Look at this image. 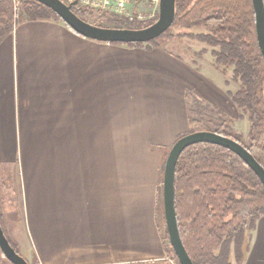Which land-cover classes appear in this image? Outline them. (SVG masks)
Segmentation results:
<instances>
[{
  "label": "crops",
  "instance_id": "1",
  "mask_svg": "<svg viewBox=\"0 0 264 264\" xmlns=\"http://www.w3.org/2000/svg\"><path fill=\"white\" fill-rule=\"evenodd\" d=\"M207 72L167 48L88 39L62 21L14 26L0 42V154L17 169L5 190L12 173L19 196L0 219L28 262L170 264L161 165L189 130L187 94L219 98ZM249 232L241 264H264V216Z\"/></svg>",
  "mask_w": 264,
  "mask_h": 264
},
{
  "label": "trees",
  "instance_id": "2",
  "mask_svg": "<svg viewBox=\"0 0 264 264\" xmlns=\"http://www.w3.org/2000/svg\"><path fill=\"white\" fill-rule=\"evenodd\" d=\"M72 11L85 22L100 27L142 28L157 18L127 21L86 8ZM50 19L62 21L35 0H0V42L20 21ZM172 30L211 47L214 65L231 69L239 88L228 95L247 114V140L244 142L240 134L226 130L224 122L211 131L240 143L264 169V59L256 39L251 0H176L174 20L165 32L146 43L126 44L151 49L149 45L156 46L158 38L174 35ZM201 124L200 119L189 116L186 133L203 130ZM174 207L180 239L193 264H232V260L240 264L247 250L246 232L264 216V187L232 151L216 144L196 143L185 147L176 161ZM160 211L168 240L162 200ZM164 248L167 256L179 264L169 240ZM0 264H12L1 250Z\"/></svg>",
  "mask_w": 264,
  "mask_h": 264
},
{
  "label": "water",
  "instance_id": "3",
  "mask_svg": "<svg viewBox=\"0 0 264 264\" xmlns=\"http://www.w3.org/2000/svg\"><path fill=\"white\" fill-rule=\"evenodd\" d=\"M51 9L64 24L76 34L102 42L109 43H146L165 32L172 24L175 16L176 0H159L157 19L150 25L142 28H114L100 27L89 24L79 18L72 11V4H65L60 0H35ZM255 16L256 39L264 59V8L262 0H251ZM196 143H211L222 146L237 156L254 172L264 187V169L254 157L240 143L235 140L215 133L213 131L199 130L188 132L178 137L164 160L162 171V207L165 228L169 243L176 255L179 264H193L180 239L175 207H174V169L178 156L182 150ZM0 250L12 264H30L19 255L8 242L0 226Z\"/></svg>",
  "mask_w": 264,
  "mask_h": 264
},
{
  "label": "rangeland",
  "instance_id": "4",
  "mask_svg": "<svg viewBox=\"0 0 264 264\" xmlns=\"http://www.w3.org/2000/svg\"><path fill=\"white\" fill-rule=\"evenodd\" d=\"M134 11L140 12L142 16L141 21L151 20L155 16L156 17L158 16V7L154 8L151 4H146V5L140 4L138 6L136 4L134 6ZM48 21L56 22L57 20L50 19ZM172 32H174V35L171 34L169 36L158 38L156 40L157 42L156 46L152 44H150L149 46H152V48L157 46L167 48L170 51L181 55L185 59L197 65H201V67L208 70L207 73L210 74L211 78H214L220 86V91L216 89V92L219 93L218 96L219 98L218 99L216 98L217 99L216 103H212L210 100L204 97H200V98L197 96L193 97L191 94H187V100L189 103V116L191 118L200 119L202 121L201 128L207 131H211L217 128L219 124L224 122L226 124V130H232L235 133L240 134L242 136V140L246 142L247 133L249 129V121L247 118V114L241 111L240 109H238L231 101L230 96L228 95V92L233 93L237 91L239 88V83L232 79L231 69L216 67L214 65L210 53L212 49L211 47H207L202 43L200 44L195 40L190 39L186 36L177 35L179 31L176 32V34H175V30H172ZM202 50L205 51L199 53ZM5 159L6 156L4 154H0V216L1 213L5 215L7 214V211L10 210L9 208L10 198L8 197H10V195L13 197L19 196L17 190V184L15 182V178L12 173H10V182L13 185V193L11 194L7 193L5 190L6 189L4 183L5 172H17V169L15 168L12 169V166L9 165L10 163H7ZM16 164L17 163L15 162V167ZM161 194H162V189L159 190L158 206H159V220L161 224L160 225L161 233L164 238L163 245H165L166 247L168 240L164 235V225L162 224V214L160 211L161 200H162ZM0 224L2 225L1 228L4 227L2 230H4L5 235L8 237L11 244L15 247L16 252L24 258L25 256L21 252L19 242L15 241L14 239H11L1 219H0ZM248 232L249 231L246 232V239H247V234L250 233ZM168 259L170 264H176L175 261L171 259L169 256ZM232 264H235L233 260H232Z\"/></svg>",
  "mask_w": 264,
  "mask_h": 264
},
{
  "label": "built area",
  "instance_id": "5",
  "mask_svg": "<svg viewBox=\"0 0 264 264\" xmlns=\"http://www.w3.org/2000/svg\"><path fill=\"white\" fill-rule=\"evenodd\" d=\"M65 4H72L71 8L97 10L101 13L114 14L122 17L127 21H141L140 12L134 11V6L137 4H151L154 8L159 5V0H60ZM264 8V0H262Z\"/></svg>",
  "mask_w": 264,
  "mask_h": 264
}]
</instances>
